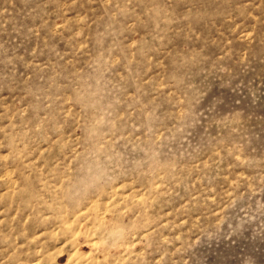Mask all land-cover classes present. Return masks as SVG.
I'll use <instances>...</instances> for the list:
<instances>
[{"label": "rangeland", "instance_id": "rangeland-1", "mask_svg": "<svg viewBox=\"0 0 264 264\" xmlns=\"http://www.w3.org/2000/svg\"><path fill=\"white\" fill-rule=\"evenodd\" d=\"M0 264H264V0H0Z\"/></svg>", "mask_w": 264, "mask_h": 264}]
</instances>
